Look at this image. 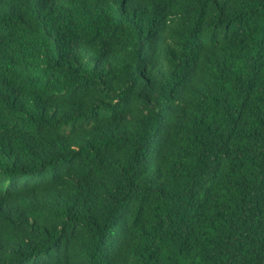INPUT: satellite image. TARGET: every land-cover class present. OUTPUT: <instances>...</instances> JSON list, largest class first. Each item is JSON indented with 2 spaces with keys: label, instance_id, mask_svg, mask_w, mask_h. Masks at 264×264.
<instances>
[{
  "label": "trees",
  "instance_id": "trees-1",
  "mask_svg": "<svg viewBox=\"0 0 264 264\" xmlns=\"http://www.w3.org/2000/svg\"><path fill=\"white\" fill-rule=\"evenodd\" d=\"M0 264H264V0H0Z\"/></svg>",
  "mask_w": 264,
  "mask_h": 264
}]
</instances>
